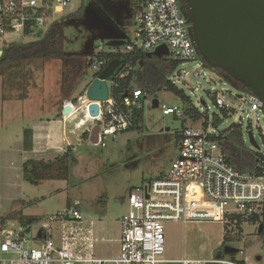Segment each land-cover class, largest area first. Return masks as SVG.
I'll use <instances>...</instances> for the list:
<instances>
[{
	"label": "rangeland",
	"instance_id": "obj_1",
	"mask_svg": "<svg viewBox=\"0 0 264 264\" xmlns=\"http://www.w3.org/2000/svg\"><path fill=\"white\" fill-rule=\"evenodd\" d=\"M135 3V0H71L57 17L63 21L64 53L74 59L67 65L62 59H28L0 64V225L13 222L15 228L22 227L29 238V246L44 218L62 212L72 199L80 201L83 219L95 223L100 219L103 221L100 225L105 226V232H98L100 237L118 238L121 218L128 211L130 189L165 176L171 162L178 157L177 133L183 126L202 125V118L185 122L180 116L163 114L162 104L181 107V101L173 92L161 90L142 98L143 120L137 126L120 132L115 139L106 137L102 147L84 137L83 133L93 122L82 108L67 124L68 135L74 139V161L69 164L67 175L39 178L28 173L33 182L26 179L22 170L25 160L16 141L29 139L34 120L50 117L55 105L63 100L60 98L65 90L61 89L60 81L66 69L70 74L65 77V87H71L69 98H73L84 91V81H89L96 73L97 69L88 61L95 58L98 49L102 47L108 51L124 46V33L129 37L133 35ZM78 11L77 16L67 17ZM26 39L16 42H25ZM75 59L81 62L85 77L82 78L84 83L78 85L79 77H74L77 70L72 71L71 64ZM196 72L199 75H194ZM172 77L176 86L182 88L195 105L203 99L205 105L202 107H208L209 114L217 113L219 123L213 127L214 133L242 118L244 142L255 150L248 139L251 132L258 145L256 151L264 155L262 114L248 107L242 111L244 101L237 96L241 93L249 101V92L234 87L204 64L199 56L180 64ZM209 93L222 96L230 105L228 116L215 107ZM154 98L159 101L158 107L152 106ZM80 120L83 122L77 126ZM28 218L32 223L23 226L20 221ZM69 221L65 224L57 220L51 222L53 242L58 243L61 233L68 234ZM164 227L163 257L166 259L182 256L226 260L246 258L249 263L264 264V232H258V226L251 222L244 221L237 228L234 224L210 220L185 224L167 221ZM224 236L226 239L222 245ZM226 247L233 250L225 252Z\"/></svg>",
	"mask_w": 264,
	"mask_h": 264
},
{
	"label": "built area",
	"instance_id": "obj_2",
	"mask_svg": "<svg viewBox=\"0 0 264 264\" xmlns=\"http://www.w3.org/2000/svg\"><path fill=\"white\" fill-rule=\"evenodd\" d=\"M135 1L133 35L127 37L124 46L106 52L147 53L165 45L168 49L165 57L180 61L181 64L198 57L190 39L189 23L182 14L180 0ZM70 2L71 0H0V54L5 45L15 43L16 40H35L41 37L48 25L66 10ZM98 50L105 51L102 47ZM89 64L98 73L106 63L92 57ZM122 65L127 70L119 72V78L135 68L129 63H121L119 67ZM172 78L171 74L170 79ZM106 81L109 86L106 99L91 101L86 97L85 91L84 95L78 97L77 105L64 102L62 106L64 108L69 105L71 108L66 116L73 115L72 112L76 109L84 108L87 118L93 122L87 127L88 139L102 147L106 137L115 139L120 132L132 127L130 112L141 106V98L145 95L140 89H133L123 95L119 102L112 96L113 82ZM250 96L249 101L240 96L244 101L242 111L247 107L251 111H260L264 120V103L252 93ZM91 103L98 105L96 116H91L88 112ZM202 105L205 104L199 103L197 107L201 111L208 110V107L204 108ZM214 105L218 109L231 108L217 94ZM161 107L163 114L183 117L180 107L165 104ZM249 120L251 124V117ZM237 124L242 126V118ZM94 126L98 129L95 141H92ZM212 134L214 129L211 121L207 127H184L179 134L178 157L171 162L168 173L130 189L128 211L120 221V245L116 257L102 258L92 253L86 256L75 253L68 246L81 232L71 230V227L68 234L61 233L60 245L53 242L52 221L65 224V221L71 220L70 226L72 221L83 219L80 201L72 199L62 212L44 218V223L39 228L40 238L30 246L27 244L29 238L26 237V230L22 227L15 228L13 222L0 225V264H257L247 262L246 258L226 260L163 257L164 225L167 221L185 224L190 221L210 220L235 225V216H253V224H262L264 231V160L257 171L240 172L227 161L221 144L211 139ZM80 238L88 240L85 235ZM35 239L34 236L32 240ZM239 253L243 254L242 251Z\"/></svg>",
	"mask_w": 264,
	"mask_h": 264
},
{
	"label": "trees",
	"instance_id": "obj_3",
	"mask_svg": "<svg viewBox=\"0 0 264 264\" xmlns=\"http://www.w3.org/2000/svg\"><path fill=\"white\" fill-rule=\"evenodd\" d=\"M79 13L74 12L67 17L77 16ZM63 21L55 18L47 27L46 31L41 37L35 40H27L25 42H15L7 44L3 47L0 54V64H8L11 62L28 60V59H56L64 62L67 65L68 61L74 59L64 53L63 50ZM96 58L102 59L107 64L113 58H120L123 63H129L133 67V70H128V72L119 78L117 74L121 71H126L123 65L120 66L115 73L108 77L107 80L112 81L111 85L112 96L115 100L119 101L122 99L123 95L127 92H131L133 89H140L146 95L155 94L158 91L166 90L173 92L176 96L180 98L181 107L183 110V120L186 122L187 119L192 121H197L203 119L202 126L207 127L210 119L213 127H217L219 119L217 113H208V110L201 111L197 105H195L191 97L186 94L182 88H178L176 84L170 79V75L173 71L181 64L180 61L172 60L168 57H148L146 53L142 51H137L128 54H113L111 52L99 51L96 53ZM72 71L77 70L76 75L79 76V81L83 82V72L82 64L79 60L75 59L72 61ZM105 64V65H106ZM222 78V73L216 71ZM70 74L69 70L66 69L65 74L61 78V89L65 92L69 91V86L65 87L66 75ZM97 73L87 82L86 86L91 82ZM66 77V78H65ZM87 81V80H86ZM210 94V93H209ZM143 96V97H144ZM211 100L215 101L216 93H211ZM74 103H77V99H73ZM63 103H61V107ZM264 107V105H263ZM62 109V108H61ZM224 116H228L231 112V108L219 109ZM62 111V110H61ZM132 119V127L137 126L143 120V107L142 98L141 106L139 108H134L130 112ZM183 126L181 130L184 128ZM180 130V131H181ZM180 131L177 133V141L179 139ZM87 132L84 136L87 138ZM211 139L216 140L222 146L223 153L226 156L227 161L243 173H250L252 171H257L259 164L264 160V155L260 152L249 148L243 140L241 127L234 123L232 127L228 130H220L218 133H214ZM74 161L73 153L70 147L57 155L51 160H42L36 158H28L22 163V170L27 180H31L32 176H37L39 178H45L47 176H62L67 175L69 164ZM30 173L32 176L28 175ZM236 219L235 226L237 228L241 227L242 222L248 221L251 223L255 222V217H243L237 215L234 217ZM20 223L23 226L32 223V219H22ZM261 232H264L263 229ZM226 236L223 237L222 245L224 244Z\"/></svg>",
	"mask_w": 264,
	"mask_h": 264
},
{
	"label": "water",
	"instance_id": "obj_4",
	"mask_svg": "<svg viewBox=\"0 0 264 264\" xmlns=\"http://www.w3.org/2000/svg\"><path fill=\"white\" fill-rule=\"evenodd\" d=\"M182 14L189 23V35L198 56L211 69L222 73L223 78L234 87L252 93L264 103V0H180ZM148 57L168 55L165 45L147 52ZM123 63L113 58L95 75L86 89V97L91 101L104 100L108 96L107 78L115 73ZM126 95V93L124 94ZM242 96L241 93L237 95ZM201 104H205L200 99ZM152 106L158 107L154 98ZM71 110L69 105L63 108V114ZM91 116L98 114V105L88 107ZM229 124L223 131L228 130ZM97 126L92 130L95 141ZM248 139L257 150L251 132ZM262 231V224L258 232ZM225 252L233 249L226 247Z\"/></svg>",
	"mask_w": 264,
	"mask_h": 264
},
{
	"label": "crops",
	"instance_id": "obj_5",
	"mask_svg": "<svg viewBox=\"0 0 264 264\" xmlns=\"http://www.w3.org/2000/svg\"><path fill=\"white\" fill-rule=\"evenodd\" d=\"M135 9V4H134ZM133 9V13H134ZM127 37H129L126 33H124V41H126ZM117 47H113L110 50H113ZM108 50V51H110ZM107 51V50H105ZM73 61V60H72ZM71 64L73 65V62ZM89 63V61H88ZM73 68V67H72ZM78 76V75H77ZM76 76V77H77ZM79 77V76H78ZM84 91H81L79 95H83L87 89V82L84 81ZM79 81L78 83H84ZM71 90V87H69ZM70 90L65 92L60 99H63L60 103L64 102H72L73 99H77L78 104V97L79 95L69 98ZM56 104L54 107V112L50 117L39 118L37 121L34 120L33 128L31 129V135L29 139H24L22 141H16L17 148L19 150L20 155L22 156L23 161L28 158H36L42 160H51L54 159L57 155L63 153L67 147H70L73 153V140L68 135L67 124L75 114L66 116L63 114V108L61 105ZM62 108V109H61ZM80 108L78 111H80ZM62 110V111H61ZM86 113V111H85ZM82 120H80L76 125L78 126L82 124ZM87 132V129L86 131ZM84 132V133H85ZM83 133V134H84ZM88 134V132H87ZM86 137V136H84ZM88 138V135H87ZM103 221L100 219L95 223L93 220L81 219L80 221H72L70 224L71 230L75 229L77 232L80 233L73 241V243L68 247H70L75 253L80 255H89L94 254L102 258H114L117 256L119 251L120 245V236L116 239L113 238H106L105 236H99L98 232H105V226L103 224L100 225ZM97 226V227H96ZM70 230V231H71ZM97 232V233H96ZM85 235L88 237L87 241L81 239L80 237ZM36 241L32 240V244L37 243L38 239L40 238V230L38 229L37 233L35 234ZM60 240L58 241L57 245H60Z\"/></svg>",
	"mask_w": 264,
	"mask_h": 264
},
{
	"label": "bare ground",
	"instance_id": "obj_6",
	"mask_svg": "<svg viewBox=\"0 0 264 264\" xmlns=\"http://www.w3.org/2000/svg\"><path fill=\"white\" fill-rule=\"evenodd\" d=\"M75 113H78V109H76V110H74L73 112H72V114H75ZM77 121V120H76ZM72 136V135H71ZM74 137V136H73ZM72 137V138H73Z\"/></svg>",
	"mask_w": 264,
	"mask_h": 264
}]
</instances>
